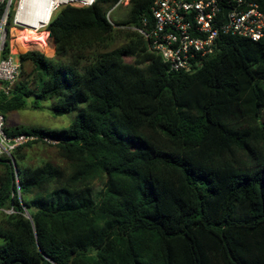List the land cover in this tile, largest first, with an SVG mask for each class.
<instances>
[{
    "label": "trees",
    "instance_id": "1",
    "mask_svg": "<svg viewBox=\"0 0 264 264\" xmlns=\"http://www.w3.org/2000/svg\"><path fill=\"white\" fill-rule=\"evenodd\" d=\"M117 1L61 6L46 44L8 24L2 56L14 40L21 73L9 93L0 81V113L33 97L74 117L63 129L5 122L37 139L0 153V264H264V37L223 35L199 68L173 71L135 30L110 49L121 26L152 22L154 0H131L115 27ZM123 55L141 65L131 77ZM40 141L67 170L21 164Z\"/></svg>",
    "mask_w": 264,
    "mask_h": 264
},
{
    "label": "built area",
    "instance_id": "2",
    "mask_svg": "<svg viewBox=\"0 0 264 264\" xmlns=\"http://www.w3.org/2000/svg\"><path fill=\"white\" fill-rule=\"evenodd\" d=\"M18 0L11 16L14 0H0L3 7L0 18V81L9 93L21 73L17 52L11 46L2 56L7 38V24H30L40 17L42 9L51 7L49 18L39 27L45 30L53 14L63 5L91 6L98 0ZM131 0H118L107 12L111 18L114 8L128 7ZM32 8L28 11L27 8ZM229 8L225 14L224 10ZM152 22L142 19L140 27H122L139 32L148 48L160 55L173 71L195 70L206 57L219 50L223 35L232 34L251 40L264 37V9L254 0H154L151 6ZM25 26V25H24ZM16 55V56H15ZM5 117L0 113V153L9 152L17 145L37 139L35 135L11 137L5 131Z\"/></svg>",
    "mask_w": 264,
    "mask_h": 264
},
{
    "label": "rangeland",
    "instance_id": "3",
    "mask_svg": "<svg viewBox=\"0 0 264 264\" xmlns=\"http://www.w3.org/2000/svg\"><path fill=\"white\" fill-rule=\"evenodd\" d=\"M18 0H14L12 10H11V16L13 9L16 5ZM129 6H119L117 8H114L111 13V18L114 22H121L123 20H126L129 16ZM8 24L6 26V29H8ZM16 29L17 36L20 39H22L23 34L30 33L29 37L32 40L31 42H40V38L38 37V40L36 41L35 34L32 32V29L29 27L24 29L23 26L20 27L19 25L12 24ZM122 31H118L115 36V40L113 44L111 45L110 49H116L121 46H124L127 42L126 38V29L124 27H120ZM129 30V29H128ZM38 35H45L48 34V32L42 28L37 32ZM46 41V40H45ZM13 42V49H15V41ZM41 43V42H40ZM17 51V49H16ZM48 53H51V51H48ZM16 56V55H15ZM120 63L128 70L130 73V77L132 76V73L138 69L141 68V65L138 64L135 61V58L129 55H123L120 58ZM27 72H30L29 67L27 68ZM33 100L34 98H29L28 106L23 109L15 110L10 112L5 121L7 127H14V126H38V127H44L47 129H63L67 128V126L71 123L74 113H67L62 115H56L52 109V101L50 100H41L39 107L34 108L33 107ZM149 137H153L154 139L163 140V136L160 133L152 132ZM25 152V159L24 162H21V164L29 165V166H38L42 165L46 162H50L54 165L60 166L61 168H65L67 170L68 168V162L59 154L58 148L56 147V143L53 141H43V142H37L33 144L32 146H28L24 148ZM7 154L11 153V150L9 152H6ZM16 161V160H15ZM17 164V162H16ZM0 243H2V239L0 238Z\"/></svg>",
    "mask_w": 264,
    "mask_h": 264
},
{
    "label": "bare ground",
    "instance_id": "4",
    "mask_svg": "<svg viewBox=\"0 0 264 264\" xmlns=\"http://www.w3.org/2000/svg\"><path fill=\"white\" fill-rule=\"evenodd\" d=\"M51 0L48 1V4L50 5H53V3H50ZM28 11H32V8L28 7L27 8ZM50 10H51V7L49 8H46V9H42L41 13H40V17L37 19V20H33L30 22V24H20L18 23L17 25H19L20 27L23 26V28L25 29L26 27L32 29V32L36 33L35 34V38H36V41L38 40V37L40 38V42L43 43V44H46V39H45V35L44 34H40L38 35L37 32L40 30V26L49 18L50 16ZM26 27H25V26ZM24 36H22V39H20L22 41L23 44H27L29 42H31L32 40L30 39L29 35L30 33L28 34H23Z\"/></svg>",
    "mask_w": 264,
    "mask_h": 264
},
{
    "label": "water",
    "instance_id": "5",
    "mask_svg": "<svg viewBox=\"0 0 264 264\" xmlns=\"http://www.w3.org/2000/svg\"><path fill=\"white\" fill-rule=\"evenodd\" d=\"M228 10H229V8H226L225 10H224V12H225V14L228 12ZM12 165H13V167H14V169H15V171H16V173H17V164H16V161H15V159H12ZM17 176H18V173H17ZM25 212H26V215L28 216V217H30V214H29V212H28V210L25 208Z\"/></svg>",
    "mask_w": 264,
    "mask_h": 264
}]
</instances>
